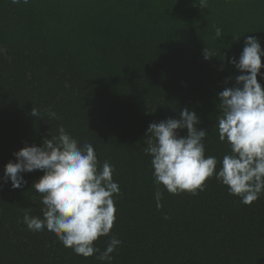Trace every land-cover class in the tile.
Here are the masks:
<instances>
[{
    "label": "trees",
    "instance_id": "16d2710c",
    "mask_svg": "<svg viewBox=\"0 0 264 264\" xmlns=\"http://www.w3.org/2000/svg\"><path fill=\"white\" fill-rule=\"evenodd\" d=\"M247 36L264 49V0H0V264H106L22 222L24 209L42 217L32 189L41 170L23 173L19 189L2 180L14 152L61 126L115 169L110 235L122 244L111 264H264V192L245 205L213 176L196 195L170 194L144 151L150 123L188 108L208 131L205 156L230 154L218 137V93L241 74L229 60ZM109 238L94 243L103 250Z\"/></svg>",
    "mask_w": 264,
    "mask_h": 264
},
{
    "label": "clouds",
    "instance_id": "9594fccd",
    "mask_svg": "<svg viewBox=\"0 0 264 264\" xmlns=\"http://www.w3.org/2000/svg\"><path fill=\"white\" fill-rule=\"evenodd\" d=\"M20 2L12 0L13 4ZM22 2L27 4L29 0ZM206 3L207 0H199L200 8H205ZM215 37H221L220 28H216ZM203 55L206 60L215 56L207 49ZM262 57L264 49L259 39L247 36L238 60H229L241 74L235 77L234 86L218 93V137L230 146V154L222 160L205 156L208 131L198 127L195 111L184 108L178 118L148 125L144 151L151 157L156 185H162L170 194L196 195L204 190L206 179L215 176L227 186L229 194L239 197L245 205L264 192V87L257 80L258 75L264 79ZM31 114L40 115L34 108ZM49 115L57 118L55 112L49 111ZM180 130H186V134L180 135ZM58 133L44 139L40 146L25 145L14 152L15 162L4 165L2 180L19 189L27 183L23 173L41 170L43 175L32 189L40 194L42 217L30 215L31 210L24 209L22 222L27 229H46L75 254L85 258L95 255L97 260L111 264V254L122 244L110 235L116 220L113 197L120 194L119 185L113 180L115 169L107 160L100 164L91 143L79 146L62 126ZM154 198L157 209L162 208L160 187L156 188ZM168 218L165 215L164 219ZM100 237H110L103 250L94 243Z\"/></svg>",
    "mask_w": 264,
    "mask_h": 264
}]
</instances>
